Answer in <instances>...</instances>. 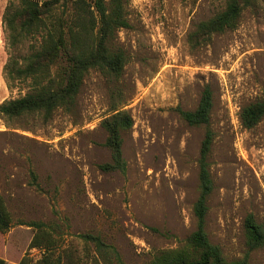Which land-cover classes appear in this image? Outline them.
Here are the masks:
<instances>
[{
    "label": "rangeland",
    "instance_id": "1",
    "mask_svg": "<svg viewBox=\"0 0 264 264\" xmlns=\"http://www.w3.org/2000/svg\"><path fill=\"white\" fill-rule=\"evenodd\" d=\"M227 0H125L130 28L116 43L128 56L122 79L99 71L85 78L72 114L0 115V195L12 224L0 233V255L17 264L28 254L37 264L44 249H29L43 223L65 264H94L99 236L125 264H149L161 250L183 245L196 229L199 157L205 127L189 126L178 109L194 111L204 89L213 91L209 157L214 190L206 231L226 261L248 252L245 220L264 227V120L245 129L241 110L264 97V0L243 12L237 29L193 48L197 26L225 10ZM18 0H0V105L33 92L30 79L10 80L12 59L21 65L38 45L10 47L4 24ZM125 93L134 119L124 136L126 171L104 172L111 151L101 126L113 88ZM264 264V248L250 254Z\"/></svg>",
    "mask_w": 264,
    "mask_h": 264
},
{
    "label": "trees",
    "instance_id": "2",
    "mask_svg": "<svg viewBox=\"0 0 264 264\" xmlns=\"http://www.w3.org/2000/svg\"><path fill=\"white\" fill-rule=\"evenodd\" d=\"M19 6L6 13L4 24L7 41L15 48L26 39L37 40L34 51L23 65L12 59L7 67L10 80L30 79L33 92L0 105V115L18 118L39 113L50 121L56 111L72 114L85 78L91 71L101 72L112 83L124 74L128 56L117 45L122 29L130 28L125 0H18ZM256 0H227L225 10L201 22L189 37L193 48L208 45L214 36L237 29L243 12ZM125 93L113 88L110 93L109 116L101 126L107 134L105 146L111 151L110 163L101 165L104 172L126 171L123 156L124 136L134 127V119L125 109ZM213 91L207 86L194 111L178 109L181 118L192 127H205L199 157V197L193 207L196 229L186 242L175 249L158 251L149 264H251L250 254L264 248V227L253 215L245 220L248 252L242 259L226 261L219 246L207 234L209 199L214 190L209 157L214 143L211 127ZM264 120V97L245 106L240 121L245 129H253ZM12 224L4 198L0 195V233L6 234ZM36 229L29 249H44L37 264H65L57 253L58 242L43 223L30 225ZM94 246V264H125L115 246L99 236L81 235ZM26 254L20 263L31 264ZM0 264H14L0 255Z\"/></svg>",
    "mask_w": 264,
    "mask_h": 264
}]
</instances>
